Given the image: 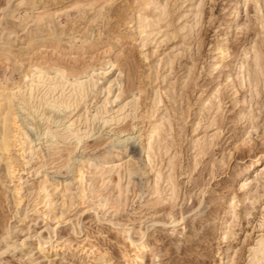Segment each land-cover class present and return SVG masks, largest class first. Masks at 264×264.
Here are the masks:
<instances>
[{
    "label": "rangeland",
    "instance_id": "374dc122",
    "mask_svg": "<svg viewBox=\"0 0 264 264\" xmlns=\"http://www.w3.org/2000/svg\"><path fill=\"white\" fill-rule=\"evenodd\" d=\"M263 155L264 0H0V264H255Z\"/></svg>",
    "mask_w": 264,
    "mask_h": 264
},
{
    "label": "bare ground",
    "instance_id": "6f19581e",
    "mask_svg": "<svg viewBox=\"0 0 264 264\" xmlns=\"http://www.w3.org/2000/svg\"><path fill=\"white\" fill-rule=\"evenodd\" d=\"M94 88H96L94 75L92 77H89L88 80L76 78L75 81L71 82L65 80L59 74L55 77H51L44 70H41L36 77V81H33V84H31V86L28 85L26 87V91L24 92L26 93V95L24 96L21 91H19L18 94L21 98L19 100L20 105L28 106L30 101L33 100L32 93L36 89V93H39L40 96V106L45 103L47 107L49 106L50 109L55 113L53 116L46 119L50 123L62 125V121L64 120L57 121L61 118L59 114L68 112L73 107L76 110L79 107L80 101L86 100L92 93V89ZM14 97H17V94H14ZM27 97L29 98L27 99ZM21 109L23 110V108ZM108 114L109 112L106 110L105 105L103 107V110H100L97 114L101 116V120L104 125H109L113 121L109 119V117L107 116ZM63 126V131H70L71 134L76 138V141L78 143H81L83 141V138H81L80 135L81 131L76 128V123L71 118L66 124H63ZM242 188H244V186ZM172 190L175 191V186H172ZM260 246L262 248L260 250H256V254L253 259V263L255 264H264V240L261 241ZM258 255H260V257Z\"/></svg>",
    "mask_w": 264,
    "mask_h": 264
}]
</instances>
